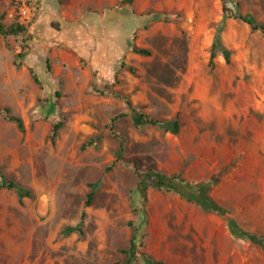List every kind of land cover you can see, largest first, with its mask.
Returning a JSON list of instances; mask_svg holds the SVG:
<instances>
[{
  "label": "rangeland",
  "instance_id": "obj_1",
  "mask_svg": "<svg viewBox=\"0 0 264 264\" xmlns=\"http://www.w3.org/2000/svg\"><path fill=\"white\" fill-rule=\"evenodd\" d=\"M62 1L67 14L117 16V49L96 63L112 72L85 78L86 59L66 55L60 71L72 66L88 81L79 97L70 77L54 76V61L30 67V24L0 36V108L24 124L0 118V169L32 192L20 201L0 191V264H125L132 234L134 264H264V249L234 236L225 219L174 192L139 191L151 171L208 182L228 218L264 237V36L241 21L222 24L224 5L264 24V0ZM7 8L0 0L10 28ZM218 32L230 64L218 54L210 67ZM139 113L178 119L180 133L139 124Z\"/></svg>",
  "mask_w": 264,
  "mask_h": 264
},
{
  "label": "crops",
  "instance_id": "obj_2",
  "mask_svg": "<svg viewBox=\"0 0 264 264\" xmlns=\"http://www.w3.org/2000/svg\"><path fill=\"white\" fill-rule=\"evenodd\" d=\"M5 1H7L8 6L5 20L13 26L17 21L13 12L12 1ZM33 7V18L26 24H30L28 25V31L33 35V45L30 47L28 57L32 69L43 70V65H47L46 57L49 58L55 64L52 65L54 76L63 75L65 78L70 77V81L68 82L67 80L65 85L69 88L68 91H71V87L74 88L75 95L79 97L88 86V81L85 78L91 76L93 71L99 76L102 74L107 75L108 71L109 73L112 72L111 69H107L103 64L98 65L96 63H103L117 49L118 29L116 15H112V12H109L108 15L101 16L100 13L95 11L87 12L88 14L83 15L85 10H70V13L67 14V10L71 6H68L62 0H34ZM79 11L80 15H82L81 18H78L79 16L77 15ZM62 48L63 50H61ZM75 54L86 59L90 68L85 71L81 68L79 69V72L83 73L84 79L71 74L70 68L72 66H68L69 69L65 73L60 71L58 66L67 63L66 55L74 57ZM108 80L110 81L111 79L109 78Z\"/></svg>",
  "mask_w": 264,
  "mask_h": 264
},
{
  "label": "trees",
  "instance_id": "obj_3",
  "mask_svg": "<svg viewBox=\"0 0 264 264\" xmlns=\"http://www.w3.org/2000/svg\"><path fill=\"white\" fill-rule=\"evenodd\" d=\"M131 1V0H129ZM227 19H234L237 21H241L247 24L251 30L259 31L264 36V24L258 22L253 16L251 15H242L237 12H233L230 8H227L226 5L223 6V18L222 24L225 23ZM25 27L20 24H14L10 28H5L2 23L0 22V36H9V35H16L20 32H23ZM134 53L139 55L150 56L151 53L148 49L144 48H135ZM218 54H222L225 63L230 64V57L231 51L222 43L220 32L217 33L213 43L210 46V58H209V65L210 67H214V61ZM18 65V64H17ZM133 71V68H130ZM35 82L38 83V79L34 78ZM0 118H4L9 122H13L16 124L17 128L20 131L24 130V124L22 119L14 114L12 110L8 107L0 108ZM117 117L113 119L115 121ZM137 122L139 124H148L152 126H157L163 129L166 132H169L174 135H178L181 130V124L178 119H174L171 121H161L155 118H152L149 115L139 113ZM63 122L56 123L52 128V137L58 132V130L62 127ZM139 178V191L143 198L146 197V190L148 188H154L157 190H164L168 192H174L179 195L185 201L197 205L203 211L211 214H215L223 219L226 220L228 227L232 231L233 235L237 238H245L250 240L254 244H258L260 247L264 249V237L259 236L255 233L247 232L243 230L238 224L228 218V210L221 205H219L214 199H212L209 195V183L208 182H187L182 176L180 175H172L167 176L162 173L158 172H149V174L140 175ZM91 191L87 195L86 206H90L94 199L95 195V188L96 185H90ZM2 189L7 190H14L16 191L17 197L20 201L23 198L31 197L32 192L30 189L19 185L16 182L7 180L1 172L0 169V191ZM84 217V215H83ZM76 228L69 229L70 232L75 231ZM135 235L132 234L130 240V246L128 249L123 250L124 254L127 256L125 264H134L136 263L137 258V250L138 246L135 241ZM149 261L152 264H166L161 261H156L149 258Z\"/></svg>",
  "mask_w": 264,
  "mask_h": 264
},
{
  "label": "built area",
  "instance_id": "obj_4",
  "mask_svg": "<svg viewBox=\"0 0 264 264\" xmlns=\"http://www.w3.org/2000/svg\"><path fill=\"white\" fill-rule=\"evenodd\" d=\"M14 16L20 25H26L34 15V0H11Z\"/></svg>",
  "mask_w": 264,
  "mask_h": 264
}]
</instances>
